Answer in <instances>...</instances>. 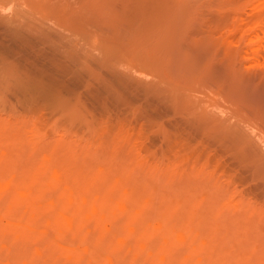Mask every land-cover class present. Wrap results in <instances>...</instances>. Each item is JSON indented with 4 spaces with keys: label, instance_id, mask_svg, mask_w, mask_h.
<instances>
[{
    "label": "rangeland",
    "instance_id": "obj_1",
    "mask_svg": "<svg viewBox=\"0 0 264 264\" xmlns=\"http://www.w3.org/2000/svg\"><path fill=\"white\" fill-rule=\"evenodd\" d=\"M0 264H264V0H0Z\"/></svg>",
    "mask_w": 264,
    "mask_h": 264
}]
</instances>
